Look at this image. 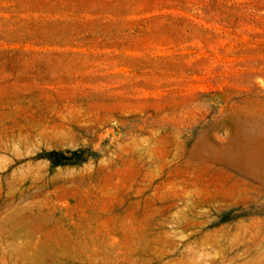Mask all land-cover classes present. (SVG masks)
Instances as JSON below:
<instances>
[{"label": "rangeland", "instance_id": "374dc122", "mask_svg": "<svg viewBox=\"0 0 264 264\" xmlns=\"http://www.w3.org/2000/svg\"><path fill=\"white\" fill-rule=\"evenodd\" d=\"M0 264H264V0H0Z\"/></svg>", "mask_w": 264, "mask_h": 264}, {"label": "bare ground", "instance_id": "6f19581e", "mask_svg": "<svg viewBox=\"0 0 264 264\" xmlns=\"http://www.w3.org/2000/svg\"><path fill=\"white\" fill-rule=\"evenodd\" d=\"M209 168H211V167H209ZM237 174H239V172L237 173ZM228 175V174H227ZM240 175V174H239ZM230 177V176H229ZM233 177V176H232ZM240 177H242L241 175H240ZM247 177V176H246ZM238 178V177H237ZM244 178V177H243ZM235 180H237V179H235ZM240 180V179H239ZM241 183V182H240ZM243 183V182H242ZM246 184V183H245ZM244 184V185H245ZM225 199V198H224ZM200 218V217H199Z\"/></svg>", "mask_w": 264, "mask_h": 264}]
</instances>
